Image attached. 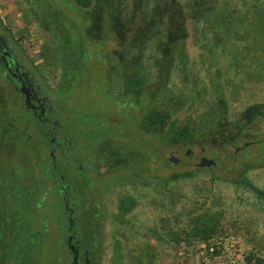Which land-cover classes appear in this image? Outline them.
I'll return each instance as SVG.
<instances>
[{"label": "flooded vegetation", "instance_id": "af4514ba", "mask_svg": "<svg viewBox=\"0 0 264 264\" xmlns=\"http://www.w3.org/2000/svg\"><path fill=\"white\" fill-rule=\"evenodd\" d=\"M164 32L173 46L161 45V60L155 57L147 63L142 60L144 52L140 40L136 41V31L119 27L124 42L115 51L112 46L105 48L108 52L103 55L109 58L102 57L100 67L107 71L109 81L87 74L82 88L81 84L77 88L71 76L78 65L74 58L77 52L57 50L46 57L41 49L32 50L3 16L0 6V264H13V258H21L16 264H22L28 250L23 241L28 239L44 241L42 255L47 248L50 256L59 258L62 234L69 242L70 264H89L90 248L82 242L85 232L81 227L78 233L79 225L87 224L91 232L92 225L113 219L115 213L107 217L106 206L114 190H123L118 207L128 189L139 190L142 177L156 176L155 117L143 120L158 96L167 95L168 103L173 101L167 104L172 112L182 109L186 121L181 126H189L194 133L184 141L168 142L169 146L176 147L179 154L186 146L201 147L198 154L191 147L185 150V167L190 168L186 172L212 174L210 171L218 168V161L202 145L210 135H214V142L221 139L219 144L233 145V156L251 146L264 153V138L259 135L264 134V106L235 109L216 61L211 58L210 63H204L202 57L189 56L187 43L180 42L181 31L170 35L168 26ZM177 75H181L180 82L172 80ZM170 81L173 85L168 87ZM101 83L104 90L99 94ZM176 85L182 97L175 94L177 97L171 99V88ZM88 88L92 91L87 94ZM106 90L112 94L109 103L101 96ZM89 96L96 100L94 105ZM194 111L196 116L191 115ZM256 120L261 124L255 125ZM77 123L86 132L84 141L76 139L80 133ZM127 125L132 130L124 128ZM222 126L235 128L222 133L218 131ZM253 134L260 138L253 140ZM173 154L166 159L162 153L163 160L178 165L182 159ZM243 158L248 160L247 155ZM109 181L115 182L112 190ZM41 203L58 209L57 217H51L48 208L44 210L48 219L41 216ZM78 205L81 212H77ZM30 212L34 222L30 221L29 228Z\"/></svg>", "mask_w": 264, "mask_h": 264}, {"label": "rangeland", "instance_id": "374dc122", "mask_svg": "<svg viewBox=\"0 0 264 264\" xmlns=\"http://www.w3.org/2000/svg\"><path fill=\"white\" fill-rule=\"evenodd\" d=\"M163 1V3L160 1V6H158L159 11V8L161 6L164 7L163 4L167 2L165 5L167 10H165L163 13L158 12L157 16L147 20L142 15V12H139V14H137L138 16L133 22L132 28L134 31L137 30L136 36L138 39L136 38V41L140 40L141 49L144 52V54H142V60H147V63H149V61L155 57H157L158 60H161V50H159L161 48L159 47H161V45L166 47V43H171V46H173V40L172 42L168 41L167 36L164 33L167 25H164V23L160 25L161 21L164 22L168 20V26H170L171 31V33L169 32L170 35L174 34L178 30L181 31L180 42L185 41L187 43V51L189 52V56L191 55V57L194 59L197 57H202L204 63H210L211 54L206 47L210 38L208 32L212 30H208L206 26V19L204 18L203 13L201 11H192V8L188 7L189 0H172V2H170L171 0ZM228 1H231V7H238V4L239 6L244 4L246 6H251L258 2V12L260 14L264 13V0H219V3H228ZM135 2L136 0H123L122 5L125 6V8H130ZM0 6L2 8L3 16H5L7 21L17 32V35L24 36L26 39L24 41L28 43L32 50L41 49L43 56L46 57H49L50 53L53 54V52L57 50H59L61 53L66 51L63 46L60 48V46L57 44L60 42V36L56 37L57 35L54 31L56 28L59 29L58 26L67 28V30L65 28L62 29L63 34L65 32L64 43L68 42L67 37H70L72 31L74 37H76L77 34L75 32L77 31V28L83 26L87 32H85L86 35L84 37V41L89 47V53L87 51L86 56H82L80 52L75 53L74 58L78 60V65L76 66V70H73L74 74L71 76L76 80L77 88H79L81 81L87 74L91 75L92 78L95 76L94 74H97L98 80L109 81L110 78L108 79L107 77V71L100 68L103 65L102 57L109 58V56L103 55L108 52L105 48L112 46L114 47L112 49L115 51V49L119 48L118 46L124 42L123 39L119 37L117 31L112 33L113 26L108 16V14H110L109 9L102 10L99 15L94 16L95 20L91 21V19L87 18L86 12L83 10H78V8L75 7V5L71 3L70 0H0ZM33 9H35L36 12H34ZM44 13L49 15L47 16ZM67 15H70L72 19L67 17ZM54 18L55 20L52 21ZM152 21H154V24L151 27L150 23H152ZM71 22L73 24L72 26ZM52 25H56V28L51 31V29H49L50 27L48 28L47 26ZM109 34L112 35L110 40L107 39ZM71 37L73 36L71 35ZM212 38L213 36L211 39ZM170 39L171 37L169 40ZM41 43H43L42 48ZM230 43L231 44H229V47L239 46V43ZM205 45L206 47H204ZM74 48L76 49V47ZM70 52L71 49L68 54H70ZM216 64L217 66H220L218 61ZM88 68L91 69L88 70ZM232 77L238 81V84L233 85L229 83V81L227 85L225 84V89L229 91L230 104L235 109H242L245 105L249 107V105L253 104L264 106V90L262 91L254 87L258 82H251V80H247V76H238L236 70H233ZM242 77L244 78L242 79ZM181 79V75H177L176 77L172 78V80L179 82ZM82 85L83 84H81V88ZM169 85H173V83L170 81L168 87ZM97 89L99 94L101 90H104L102 83L98 85ZM171 90L173 98L177 97L174 96L175 94L180 95L177 85L176 87L174 86L171 88ZM89 91H92V88L87 89V94ZM159 94L160 89L157 88L156 95L158 96ZM101 96L107 103H109L112 99L111 92H108L107 90ZM89 97H91V99L88 100L89 103L94 105L95 103L93 102H96V100L92 96ZM156 101V104H164V106H167V104L170 106V104L173 103L172 100L171 103H168L170 100L167 95L158 96ZM195 111L192 112L191 115L196 116L197 113H195ZM141 112L143 113V110H141ZM182 112V109H180V113L175 115L173 112L170 121L175 120L178 125H182L186 121V115H183L184 113L182 114ZM188 116L189 115H187V117ZM254 124L260 125L261 123H258V120H256L254 121ZM263 125L264 124H262V126ZM125 127H127L128 131L132 130L130 125L124 126V128ZM227 128L233 130L235 127L222 126L218 131L223 133V130ZM262 129H264V127ZM76 130L77 132H80L78 134L79 137L76 136V139L78 141H84V138H86V132L84 133V130L80 128L79 123L76 124ZM218 131L216 132V135L219 137L222 133L219 134ZM259 135H262L260 136L261 139L264 138V134ZM213 137L214 135H210L204 144H202L206 147L208 153L211 154V157L218 161V168H214L212 171H210L213 172L212 174L198 173L196 175L195 172L198 170H195L191 176L186 177V170L190 168L185 167L187 160L185 159L184 152L187 147H191L194 152L198 154L201 147L186 146L182 153L179 154L175 153L177 150L176 147L169 146L167 140H165L164 137H159L157 138V149L165 154L166 159L170 156V153L173 152L174 157L181 158L182 162L178 165H175L173 162H163L157 158L155 165L156 175L167 177L170 179L168 182L169 185H178L177 188H181L183 192L182 194H186V198L181 200L179 206H181L183 203H185L184 205H187L186 207H189L193 204L195 206L196 204H199L200 207L205 206V209H209L215 200L218 202L224 201L225 204H223L221 207H224L223 209L226 212V216L223 220L227 221V225H230V223H236L237 226L240 227L237 228V230H234V228H227L226 225L227 230L224 232V237L226 239L225 245L228 247L227 249L229 251V258L231 257L234 262L237 261L240 264H245V255L248 253V251L254 247H264V167L255 166V164L258 162L264 164V153L257 151L256 146H251L244 149L243 152L239 153V155L233 156L235 153V147L233 145L219 144L221 143V139H217L218 142H214ZM260 137L254 135L252 139L256 140ZM130 144L131 146L134 145L133 143ZM243 155H247L248 160H245ZM177 175L181 176L178 178L176 177ZM212 175L215 177L213 181ZM108 185L109 189L112 190V187L115 186V182L109 181ZM149 188H144V191L149 193L148 199H150L151 204L145 203L142 200L138 210H136L142 212V214L144 213V218H148L150 213H154L153 201L157 202V192H159L156 191L154 187ZM122 191V189L114 190V193H112L110 196L106 206L109 215L111 213H116L118 197L121 195ZM212 191L214 194L211 193ZM212 195H216V197ZM144 201H146V199ZM38 208L40 215L45 219H48L49 216L44 213V210L46 211L49 209V214L51 217H53V215L54 217H57V212H59L58 209H54L52 204H48L45 208L44 204L41 203L38 205ZM101 208L104 210L103 205H101ZM81 210V205H78L77 212H81ZM54 212L55 214H53ZM32 215L34 214L32 213ZM32 215L30 212L29 222H34V216ZM151 218L154 219V216L152 215ZM103 224V233L106 237L105 249L107 250V260L108 256L110 255V248L108 247L109 236L115 223H113V219H104ZM62 226L63 224L61 223V232H63V228H65L64 226L62 228ZM81 227L82 226L79 225L77 230L78 233L81 231ZM196 245L197 246H190L188 248L190 253H185L186 257L183 255V262H185V264L188 263V261L189 264H227L226 258L224 257H220L215 261L211 259L204 261L201 260L199 257L203 253L200 251V247L198 248V244ZM52 247L53 245L51 246V250ZM166 248L169 249L170 246L167 245ZM31 252L32 250L28 249L27 253L24 255H29ZM48 263L50 264V260Z\"/></svg>", "mask_w": 264, "mask_h": 264}, {"label": "trees", "instance_id": "16d2710c", "mask_svg": "<svg viewBox=\"0 0 264 264\" xmlns=\"http://www.w3.org/2000/svg\"><path fill=\"white\" fill-rule=\"evenodd\" d=\"M70 1L78 10L85 11L87 18L91 21H94V16L99 15L102 10L109 9L110 14L108 16L113 26L112 33L114 31L118 32L119 27L122 26L132 27L139 12H142V15L150 20V18L157 16L158 12L163 13L167 10L165 6L167 2H165L164 7L161 6L158 11L160 1L163 3V0H136L130 8H125L122 5L123 0ZM226 2L219 3V0H189L188 7L192 8V11H201L206 19L208 30L214 31L208 32L210 38L207 47L206 45L204 47L209 50L211 58L220 64L219 76L222 79V85H227L229 81L233 85L238 84V81L232 77L233 70H236L238 76H247V80L258 82L254 87L263 91L264 13L260 14L258 12V2L251 6L245 4L239 6L238 4V7H231V1ZM35 9H33L34 12H36ZM67 17L72 19L70 15H67ZM54 20L55 18L52 21ZM154 21L150 23L151 27ZM162 23L168 27L169 21H161L160 25ZM47 27H50L49 29L52 31L56 28V25ZM58 27L59 29L56 28L54 32L57 35L56 37L60 36V42L57 44L60 48L63 46L66 49L63 52L68 54L71 49L77 53L80 52L82 56H86L87 51L89 53V47L84 41L86 30L83 26L77 28L76 37H74L73 31L71 32L70 37H67V43H64L65 32L63 34L62 30L64 28L67 30V28ZM111 34H109L108 40L112 38ZM118 35L119 37L122 36L120 33ZM230 42L239 43V46L229 47ZM142 83L143 80H141ZM222 89L224 88L222 87ZM178 96L182 97L181 95ZM172 113L171 107L156 104L150 112L149 110L146 112L143 122H147L148 119L154 116L157 138L164 137L170 144L194 136L193 130L189 126L178 125L175 120L170 121ZM177 113L178 111L173 114ZM157 158L164 162L162 151L160 152L158 149ZM192 173L186 172L185 176H191ZM198 173H202V171L195 172L196 175ZM179 176L176 177L179 178ZM214 179L215 177L212 176V181ZM169 180L165 176L158 175L155 177H142L138 191L136 189L129 191L128 189V194L124 193L119 199L117 211L113 215L115 225L109 236L110 255L107 260L106 237L103 233L104 224L92 225L91 232L87 224L81 225L85 232L82 234V242L84 246L90 248L89 264H185L183 255L186 257L185 253H190L188 248L197 246L196 244L203 253L199 257L203 261L207 259L215 261L220 257H224L227 264H240L237 261L234 262L231 257L229 258L228 247L225 245L224 232L227 228H234V230L240 228L236 223L227 225V221L223 220L226 212L223 209L224 207L221 206L225 202L215 200L209 209H205V206L200 207L199 204L186 207L187 205L183 203L179 206L181 200L186 198V194H182L181 188H177L178 185H169ZM146 187H154L156 191H159L157 192V202L153 201L154 213H150L148 218L143 217L145 216L144 213L136 211L142 200L151 204L150 199H148L149 193L144 191ZM133 188V185H131L130 190H133ZM211 193L214 194L213 191ZM212 196L216 197V195ZM145 199L146 201H144ZM152 215L154 219L151 218ZM107 217H110V215L108 214ZM28 223L30 228L31 222ZM62 224L64 226V221H62ZM23 242L32 252L27 257H23L22 264H36L37 259L40 260L38 264H49V260L50 264H70L69 242L66 236L63 237V234L59 242V258L51 257L47 252V248H45L44 256L42 255L44 241H31L28 239V241ZM167 245L170 246L169 249L166 248ZM44 246L46 247V244ZM39 254H41V257H36ZM20 260L21 258H13V264L18 263ZM186 264H189V261ZM245 264H264V247H254L248 251L245 255Z\"/></svg>", "mask_w": 264, "mask_h": 264}, {"label": "water", "instance_id": "95a60500", "mask_svg": "<svg viewBox=\"0 0 264 264\" xmlns=\"http://www.w3.org/2000/svg\"><path fill=\"white\" fill-rule=\"evenodd\" d=\"M203 161H205L206 163H211V162H213L212 160H207V159H203ZM203 165V163L201 164V166ZM74 260H76V258L74 259Z\"/></svg>", "mask_w": 264, "mask_h": 264}]
</instances>
